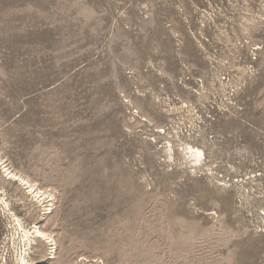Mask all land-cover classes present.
<instances>
[{"label":"rangeland","instance_id":"obj_1","mask_svg":"<svg viewBox=\"0 0 264 264\" xmlns=\"http://www.w3.org/2000/svg\"><path fill=\"white\" fill-rule=\"evenodd\" d=\"M34 224L33 264H264V0H0V264Z\"/></svg>","mask_w":264,"mask_h":264},{"label":"bare ground","instance_id":"obj_2","mask_svg":"<svg viewBox=\"0 0 264 264\" xmlns=\"http://www.w3.org/2000/svg\"><path fill=\"white\" fill-rule=\"evenodd\" d=\"M182 152L188 158V161L192 167L201 166L205 163L206 160L205 155L202 149L199 147L186 145L182 149ZM5 171H7V175H6L7 178L11 182H15L19 186H21L32 199L38 201L40 206L44 205V203L47 202L49 203V201L50 202L52 201V199L49 198L51 196L49 191L41 190L37 185L30 182L28 179L21 176L20 174H17L9 170L8 168H6ZM22 231L23 234L21 235L22 236L21 241L23 242L24 249L20 254L19 264H33L31 263V258L29 257L31 256V253L34 252V248L36 245H38V242L49 244L50 246H52V244L55 243L54 237H52L51 234L43 231L40 226L37 227L36 224L33 225V229L31 232L30 230L24 228V226H22Z\"/></svg>","mask_w":264,"mask_h":264}]
</instances>
